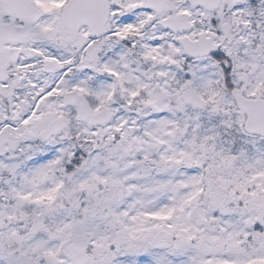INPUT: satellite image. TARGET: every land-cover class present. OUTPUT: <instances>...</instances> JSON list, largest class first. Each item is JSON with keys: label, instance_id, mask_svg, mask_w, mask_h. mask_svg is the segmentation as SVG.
I'll return each instance as SVG.
<instances>
[{"label": "snow or ice", "instance_id": "snow-or-ice-1", "mask_svg": "<svg viewBox=\"0 0 264 264\" xmlns=\"http://www.w3.org/2000/svg\"><path fill=\"white\" fill-rule=\"evenodd\" d=\"M0 264H264V0H0Z\"/></svg>", "mask_w": 264, "mask_h": 264}]
</instances>
